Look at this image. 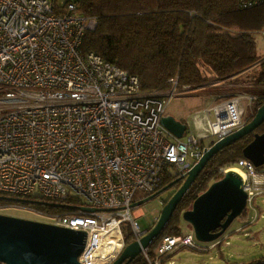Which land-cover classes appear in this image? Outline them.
<instances>
[{
	"label": "built area",
	"instance_id": "built-area-1",
	"mask_svg": "<svg viewBox=\"0 0 264 264\" xmlns=\"http://www.w3.org/2000/svg\"><path fill=\"white\" fill-rule=\"evenodd\" d=\"M263 3L237 0L241 9ZM95 26L73 2L58 14L50 0H0V193L78 199L77 213L50 214L45 222L86 232L81 264H111L128 244L125 222L134 240L145 231L133 203L165 179H184L211 145L245 121L237 99H224L209 108L215 120L206 122L207 133L175 137L160 122L175 90L142 93L137 76L83 51L85 32ZM258 168L241 160L246 210L264 195ZM137 192L146 196L136 200ZM196 242L194 233L163 235L140 254L162 264L163 255Z\"/></svg>",
	"mask_w": 264,
	"mask_h": 264
},
{
	"label": "trees",
	"instance_id": "trees-1",
	"mask_svg": "<svg viewBox=\"0 0 264 264\" xmlns=\"http://www.w3.org/2000/svg\"><path fill=\"white\" fill-rule=\"evenodd\" d=\"M50 2L55 13L65 12L67 4L73 2L79 14L95 18V28L85 32L82 50L93 51L137 76L142 93L163 95L176 89L194 91L204 88L217 91V86L204 87L217 83L226 85L225 88L231 90L245 86L243 90L254 97L249 104L252 113L247 121L252 119L264 103V58L258 55L254 36L255 32H264V3L241 9L237 6V0ZM220 94L228 96L224 92ZM255 132L264 133V122L253 132L220 149L208 160L150 249L163 235L187 234L179 227L182 213L191 208L196 197L212 182L222 178L226 170L240 167L241 160L244 159L243 148L253 139ZM259 169H264V165ZM171 181L170 178L165 179L164 185ZM180 184L175 185L179 188ZM171 195L163 202L166 203ZM13 197L0 193V208L8 201H14ZM19 198H25V203L62 209L49 214L77 213L80 202L72 199L51 204L40 196L35 197L39 201H29L26 198L30 197L27 196ZM249 208L247 206L246 210L245 207L240 216L245 217ZM123 233L127 243L134 240L130 227L123 228ZM218 241L211 245L215 246ZM196 244L200 246L198 242ZM149 252L152 254L151 250ZM125 264L148 263L139 254L131 261H125ZM253 264H264V259Z\"/></svg>",
	"mask_w": 264,
	"mask_h": 264
},
{
	"label": "water",
	"instance_id": "water-1",
	"mask_svg": "<svg viewBox=\"0 0 264 264\" xmlns=\"http://www.w3.org/2000/svg\"><path fill=\"white\" fill-rule=\"evenodd\" d=\"M161 124L175 137L181 138L188 126L186 122L171 115H164ZM264 122V103L250 121L211 145L183 179H176L154 194L133 203L138 207L143 202L166 191L175 184L180 187L163 205L160 215L151 229L145 230L139 239L129 242L111 264H125L138 256L163 232L178 203L188 191L208 160L220 149L256 130ZM244 159L255 167L264 165V133H254L253 139L243 148ZM21 200V199H19ZM247 192L242 176L233 168L196 197L182 218L190 223L194 237L199 242L218 239L231 222L242 214L246 207ZM53 204V203H51ZM82 211L95 209L80 207ZM86 232L57 226L48 222L0 213V263L1 264H81L78 260L84 249Z\"/></svg>",
	"mask_w": 264,
	"mask_h": 264
},
{
	"label": "rangeland",
	"instance_id": "rangeland-1",
	"mask_svg": "<svg viewBox=\"0 0 264 264\" xmlns=\"http://www.w3.org/2000/svg\"><path fill=\"white\" fill-rule=\"evenodd\" d=\"M66 1L58 0V3L62 4ZM254 36L257 43L258 55L264 58V32H255ZM214 86H217V91H210L206 88L194 91H179L176 89L175 93L169 99L167 98L165 114L185 121L188 126L185 133L201 136L207 133L204 132L208 129L206 122H213L215 120L214 113L208 112L211 105L224 99L236 98L242 108V120L246 123L247 117L252 113V107L249 105L251 104V95L248 96V92L243 90L245 86H240L237 90L226 89V85L221 83L207 84L204 87L212 88ZM222 90L228 95L227 97L220 94ZM215 92V95L219 98L215 99L213 97V93ZM197 123H202L199 129ZM177 188L176 185L172 186L157 196L143 202L135 209L136 216H138L137 222L142 230H147L153 226L165 204L163 200H166ZM145 196V193L137 192L135 199L138 200ZM35 197L31 196L26 199L29 201H39ZM13 198L14 201H8L5 205L1 206L0 213L45 222L50 219L49 213L62 210L56 206H52L49 209L46 208L47 205L25 203V198H19L18 196H14ZM44 201L58 203L48 200ZM78 204L82 205V202ZM129 227V222L123 224V228L129 229ZM179 227L185 233H194L191 224L183 220V218L179 221ZM217 240L219 241L215 243L216 245L211 247V244ZM197 242L201 247H179L167 255H163L161 257L162 264H253L260 262L264 259V195L256 196L254 207L249 208L245 217H236L218 239L211 242Z\"/></svg>",
	"mask_w": 264,
	"mask_h": 264
},
{
	"label": "crops",
	"instance_id": "crops-1",
	"mask_svg": "<svg viewBox=\"0 0 264 264\" xmlns=\"http://www.w3.org/2000/svg\"><path fill=\"white\" fill-rule=\"evenodd\" d=\"M221 92H224V90H222ZM216 92L215 93H213V97L216 99ZM165 115H168V114H165ZM183 122V121H182ZM185 122V121H184ZM200 125H202V123H197V126H198V129H199V127H200Z\"/></svg>",
	"mask_w": 264,
	"mask_h": 264
},
{
	"label": "bare ground",
	"instance_id": "bare-ground-1",
	"mask_svg": "<svg viewBox=\"0 0 264 264\" xmlns=\"http://www.w3.org/2000/svg\"><path fill=\"white\" fill-rule=\"evenodd\" d=\"M233 170L237 171L242 177H243V173L241 172V170L239 168H233Z\"/></svg>",
	"mask_w": 264,
	"mask_h": 264
},
{
	"label": "flooded vegetation",
	"instance_id": "flooded-vegetation-1",
	"mask_svg": "<svg viewBox=\"0 0 264 264\" xmlns=\"http://www.w3.org/2000/svg\"><path fill=\"white\" fill-rule=\"evenodd\" d=\"M184 122V121H183Z\"/></svg>",
	"mask_w": 264,
	"mask_h": 264
}]
</instances>
